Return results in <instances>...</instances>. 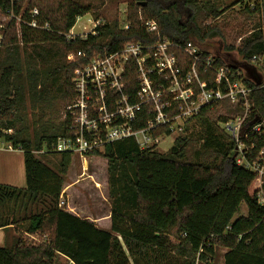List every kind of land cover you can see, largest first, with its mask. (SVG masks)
Instances as JSON below:
<instances>
[{
  "label": "trees",
  "instance_id": "obj_1",
  "mask_svg": "<svg viewBox=\"0 0 264 264\" xmlns=\"http://www.w3.org/2000/svg\"><path fill=\"white\" fill-rule=\"evenodd\" d=\"M239 2L234 0L232 6ZM23 3L0 0L4 11L12 9L16 17L21 16L19 32L16 18L8 24L0 51V140L23 151L27 182L24 188L0 183V229L26 222V234L44 239L29 243L18 236L13 245L6 242L0 247V264H56L59 255L75 264H210L217 247L227 250L224 264H264L259 177L237 163L236 141L218 124L229 118L212 120L214 109H203L193 118L202 131L198 156L189 155L192 139L186 135L177 136L166 153L141 150L134 138H127L105 144L104 153L88 154L101 153L108 159L110 230L60 206L73 153L52 150L60 138L73 134L64 118L75 95L76 64L67 59L69 52L80 50L91 56L132 41L155 44L163 39L202 46L208 39L225 37L223 28L208 22L222 17L230 5L223 0H134L128 4V29L116 17L98 26L95 35L68 40L66 35L78 17L90 13V6L78 0H63L59 5L30 0L23 9ZM255 4L262 23L237 48L228 45L225 50L236 49L250 71L252 76L242 78L254 88V115L264 118V67L262 72L257 70L264 59V0ZM34 8L49 29L28 25ZM146 20H155L159 30L148 32ZM177 52L189 61L181 49ZM209 54L204 49V56ZM217 63L226 61L217 56ZM230 65L234 71L241 70ZM201 72L204 79L216 80L212 71L202 68ZM123 85L127 93L136 89L135 65L127 66ZM153 134L165 137L171 132L166 125ZM44 148V154L60 160L52 165L38 157L36 153ZM242 204L248 212L236 216Z\"/></svg>",
  "mask_w": 264,
  "mask_h": 264
},
{
  "label": "built area",
  "instance_id": "obj_2",
  "mask_svg": "<svg viewBox=\"0 0 264 264\" xmlns=\"http://www.w3.org/2000/svg\"><path fill=\"white\" fill-rule=\"evenodd\" d=\"M39 17L38 8H34L28 25L49 29V24H42ZM100 25L104 24L98 19L88 33L66 37L86 39L95 35ZM144 26L150 33L159 30L155 20H146ZM123 27L128 29L129 23ZM2 41L0 33V49ZM177 49L189 61H184ZM67 59L76 64L72 77L75 95L64 114L73 134L60 138L53 151L72 152L86 162L89 153L127 138H134L141 150H158L164 137L155 136V129L167 125L170 135H179L203 109H226L230 112L229 119L221 122V128L236 141L237 163L258 175L261 186L258 196L264 205V118L260 116L255 121L259 115H254L251 98L254 88L245 83L242 70L234 71L227 61L218 65L217 55L204 56V49L194 41L174 44L168 39L155 44L132 41L115 51L91 56L80 50L71 51ZM132 65L137 70V87L127 93L123 78L127 66ZM202 68L215 73L216 80L210 76L204 79ZM3 144L0 140V149L14 150L11 144L2 147ZM64 203L61 200L60 206Z\"/></svg>",
  "mask_w": 264,
  "mask_h": 264
},
{
  "label": "rangeland",
  "instance_id": "obj_3",
  "mask_svg": "<svg viewBox=\"0 0 264 264\" xmlns=\"http://www.w3.org/2000/svg\"><path fill=\"white\" fill-rule=\"evenodd\" d=\"M17 1V0H16ZM19 1V0H18ZM23 9H25L30 0H23ZM33 1V0H32ZM56 3V5L61 4L63 0H50ZM83 5H88L91 8L90 13H86L83 16L78 17L75 26L71 29L69 34H74L76 36H81L82 34L88 33L93 27V22L98 19L101 20V24H104L106 21H109L114 18H118L121 25L127 23V13H128V4L134 0H78ZM224 5L229 7V10L220 18L209 21L210 24H218L223 28L225 32V37L223 39L216 37L213 39H208L202 44V48L208 50L211 54L221 56L228 63H233L239 66L242 70V73L247 75L250 74V71L241 63L242 58L237 52V50L226 51L225 48L228 45L235 46L236 48L242 43V40L249 36L256 26H259L261 22V15L256 11L257 6L255 2L257 0H240L238 4L232 6L234 0H223ZM260 1V0H259ZM34 4V3H33ZM246 7H249V10L252 13H249ZM99 15L98 19L96 16ZM16 18L17 20V30L19 32V19L21 16H15L14 11L7 10L4 11L0 7V33L3 34V40L5 36V30L8 24ZM3 50V41L0 51ZM264 67V59L260 60L257 63V70L262 72ZM65 111V110H64ZM63 111V114H64ZM230 112L226 109L216 108L212 111L210 115L211 119L214 121L219 120L223 116H229ZM29 118L32 120L33 116L29 113ZM63 119V115H62ZM218 122V121H217ZM189 129L180 133L179 135H186L191 137L192 141L188 148L189 155L198 156L201 152V146L203 144L202 131L198 122L191 120L187 123ZM221 127V122L218 123ZM8 133L11 130L7 131ZM178 134L166 136L161 139L158 144V151L160 153H166L174 146V140ZM4 144L2 147H5L8 142L3 140ZM7 148V147H5ZM5 148L0 149V178L2 181H5L8 185L18 187V175L23 173V168L20 171V165L18 167V155L20 154L15 150L14 152L5 151ZM43 150H46L45 148ZM99 152L104 153V147H102ZM36 155L42 159H49L50 163L53 165L57 163L60 159V156L56 155H47L44 152H37ZM20 157V156H19ZM66 182L64 183V189L62 192L63 197L61 200L71 201L75 206H93L94 196H97L98 199L108 200L109 198V179H108V159L104 157L101 153H92L87 157V161L83 162L82 157L78 154H73L72 163L69 168ZM15 170V171H13ZM16 172V173H15ZM16 174V179H10L11 176ZM9 181L11 183L9 184ZM92 190H96L95 193ZM71 204V205H72ZM67 208V203H64L63 206ZM248 212V208L245 204H242L240 210L237 212L236 216L245 215ZM26 229V222L20 224L19 226L12 227L10 231L0 230V243L2 242V234L7 233L9 240L8 245H13L16 238L24 236V240L27 242H41L44 239V236L37 235L36 239L26 234L24 231ZM38 238V239H37ZM217 254L213 257V260L210 261V264H224V253L226 248L217 247ZM59 262V259L57 263ZM56 263V264H57ZM62 264V262H60Z\"/></svg>",
  "mask_w": 264,
  "mask_h": 264
},
{
  "label": "crops",
  "instance_id": "obj_4",
  "mask_svg": "<svg viewBox=\"0 0 264 264\" xmlns=\"http://www.w3.org/2000/svg\"><path fill=\"white\" fill-rule=\"evenodd\" d=\"M15 150H19V149H14V150H5V151H10V152H14ZM20 154L18 155V167L19 164L20 165V171L21 168H23V173L18 175V187H26L27 182H26V172H25V164H24V154L23 151L19 150L18 151ZM20 156V157H19ZM70 170V169H69ZM15 171V170H13ZM16 173V172H15ZM1 176V175H0ZM16 174H14V176H11L10 179H16L15 178ZM0 183H7L5 181H2L0 178ZM11 183V181H9V184ZM96 190H92V192L95 193ZM63 197V195H62ZM65 203H67V208L66 210L70 211L71 213L79 216L80 218H86L89 219L90 221L94 222L99 228L105 229V230H110L111 226H112V210H111V203L110 200L108 198L105 199V201L103 199H98L97 196H94V201H93V206H89V205H84V206H75V204L70 203L71 201L64 200ZM72 204V205H71ZM0 230H7L10 231L11 228L8 229H0ZM8 233V232H7ZM6 232L2 234V242L0 243V247L4 246L6 242H8V234ZM227 252V250L225 251V253ZM224 253V254H225ZM60 262H62V264H75L72 260H70L67 256L65 255H59V262L57 264H60Z\"/></svg>",
  "mask_w": 264,
  "mask_h": 264
},
{
  "label": "water",
  "instance_id": "obj_5",
  "mask_svg": "<svg viewBox=\"0 0 264 264\" xmlns=\"http://www.w3.org/2000/svg\"><path fill=\"white\" fill-rule=\"evenodd\" d=\"M144 4H146L147 2L146 1H144L143 2ZM247 75L250 77V76H252L251 74H249V73H247ZM258 83L260 84L261 83V81H258ZM260 119V116H258L257 118H256V120L255 121H257V120H259ZM254 121V122H255Z\"/></svg>",
  "mask_w": 264,
  "mask_h": 264
}]
</instances>
